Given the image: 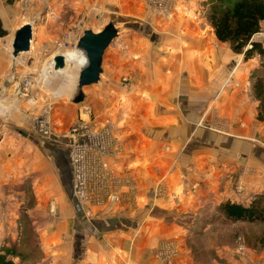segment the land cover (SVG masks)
<instances>
[{
  "label": "rangeland",
  "instance_id": "obj_1",
  "mask_svg": "<svg viewBox=\"0 0 264 264\" xmlns=\"http://www.w3.org/2000/svg\"><path fill=\"white\" fill-rule=\"evenodd\" d=\"M210 3L211 0H0V31L4 35L0 38V238L9 232L17 237L15 241L9 238L12 244L20 243L19 254L8 257H14L15 264H50L46 257L43 260L39 233L42 227L54 229L60 218L58 205L52 203L58 196L52 191L49 171L73 210L71 230L82 239L76 248L78 254L91 236L86 234L88 231L117 228L120 232L134 231L137 236L150 223V228L168 232L154 250L158 264H264V244L259 241L264 226L225 219L218 210L227 199L249 204L256 194L264 192L255 191L259 174L264 180V99L257 97L258 90L254 89V83L260 80L254 75L258 70L261 73L257 76L263 73L264 59L257 53L246 59L244 51H235L231 42L220 41L213 29L217 54L208 55L212 69L209 72L217 81L214 79L211 96V86L206 94L197 93L184 77L188 71L196 70L197 64L191 61L195 58L183 57L178 48L177 52L170 50L174 39L169 35L179 36L183 31L180 26L185 28L188 21L194 20L204 29L199 33L208 34L212 26L207 17ZM28 22L39 49L14 56L15 33ZM110 22L116 24L119 33L106 50L105 71L112 72L113 84L118 87L117 106L107 110L94 106L93 85L83 89L88 93L85 101L74 103L73 98L81 91L79 82L59 79L54 71L53 76L60 81L48 80L47 65L53 55L77 45L85 30L99 32ZM177 22L174 33L170 29ZM179 37L175 38L181 44ZM253 40L264 46V22ZM160 53L175 55L181 63L182 91L176 98L189 99L197 105L201 112L198 117L202 118L194 136L184 141L173 156L170 153L177 148L167 133L173 126L179 128L184 117L173 110L165 117L166 113L159 111L164 113V123L147 127L149 118L157 116L158 111L142 87L138 62L143 56L153 58ZM188 59L191 62L187 66ZM62 81L76 85L66 86ZM233 90L230 96L242 100L247 118L252 116L251 136L242 137L238 129L222 127L215 119L221 116L225 94ZM43 116L58 138H49L34 127V120ZM79 120L111 124L114 135L122 142L118 155L108 159L115 177V193L110 192L114 200L103 194L99 202L83 206L71 192L72 176L69 162V169L66 164L63 134ZM127 133L136 140V144L128 145L129 151L139 154V148L145 155L150 150L149 157L139 154L126 158ZM204 134L214 135V142H197L195 146L196 137ZM223 137H229L230 142ZM56 150L59 153L54 154ZM144 168L149 169L148 178ZM176 171L180 182L173 181ZM145 180L151 187L150 194L144 195L141 184ZM186 200H196L197 207L187 209Z\"/></svg>",
  "mask_w": 264,
  "mask_h": 264
},
{
  "label": "crops",
  "instance_id": "obj_2",
  "mask_svg": "<svg viewBox=\"0 0 264 264\" xmlns=\"http://www.w3.org/2000/svg\"><path fill=\"white\" fill-rule=\"evenodd\" d=\"M172 25L174 28H171L170 31L176 33L177 29H175V26L178 25V22L172 23ZM183 26H185V28H182L180 26L181 30H183L179 34L180 37L178 36V34L177 36L175 35V37H179V39L181 38V44L178 39L169 35L171 39H174V45L173 47H170V50L171 52L174 50V52H177L176 49L178 48V50H182L183 57L195 58L191 61L197 64L196 70H194L193 72L192 70L188 71V76L185 73L186 75H184V77L185 79H189V83L194 86L193 88L197 93L206 94L211 86V92L209 93V95L214 96V79L215 81H217V77L214 78L213 73L209 72L212 70L210 69L211 63L209 61V57L215 56L211 54H217V52L214 50L213 45V27L210 26V31L208 32V34H205L203 32L199 33L204 29L199 28L194 20H192L191 22L188 21ZM3 36V33L0 31V38ZM162 40L163 42L170 41L169 39ZM109 46H111V44ZM38 47L39 46L37 44V40L35 42L34 40H32L30 48L31 52H35L37 49H39ZM106 50L103 56V72L101 73V78L99 82L91 85H93L94 87V89L92 90V95H94V106H98L99 109L107 110V108L112 109L117 106L116 91L118 87L113 84L114 79L113 76H111L112 72L105 71V62L107 59ZM113 58L114 56H111V59ZM191 61L189 59L186 61L187 66ZM138 62L140 63L142 71V87H145V90L149 93L148 95L150 96L154 110L158 111L157 116L154 115L153 118H149L147 127H149V124L152 127H156L157 125L164 123V113L160 114L159 111L165 113L168 112L169 115V112L173 110L175 113L177 111L178 114L180 113V116L184 117L182 118V122L179 123V128L173 126V130L167 133V137L170 141H172L175 148H177V150L173 148V150L171 151L170 156H173L176 152L178 153L180 151L179 147L184 143V141L188 139L190 140L194 136V133L196 132H194V130L197 129L198 121L202 119L198 117L199 113L201 112L199 111L197 105H195L193 102L192 104L189 99L180 97V99L178 100L176 98V96L180 95L182 91L183 73L179 70L181 63L177 61V57L175 55L167 54L165 56V54L160 53L153 58H147L143 56L141 59H138ZM105 73L108 74L105 75ZM190 73L192 74L190 75ZM239 74H241V72ZM51 78L56 81H60L57 80L53 75L48 80H50ZM203 79L206 80V82H204ZM64 83L66 84V86L76 85V83ZM91 85L84 86L83 89ZM83 89H81L80 92L84 93L85 97L82 101H85L88 93H85V90ZM233 92L234 90L232 92L228 91V93L225 94V99L223 100L224 102H222V105L220 107L221 116H218L215 119L220 122L222 127H226L229 130L231 128H236V131L238 129L240 136L245 137L246 134H251L249 126L250 123H252V119H250V117L252 116H250L249 114V117L247 118L245 105H242L243 103L241 104L242 100H240L239 98H235L234 96H230L233 94ZM76 98H73L74 103H76ZM166 115L167 113L165 114V117ZM209 119H211L210 116ZM150 120L152 121L149 122ZM253 124L255 125V123ZM127 134L125 135L126 137L124 136V141L127 148L125 153L126 158L132 159L134 158L132 155L138 156L139 154L143 157H149L150 150H147L145 152L146 156L143 153V149L137 148L139 150V154H134V152L129 151L128 145H130V143L131 145L136 144V140L132 138V134ZM258 134H260V132ZM148 136L149 135H147L146 137ZM211 136L204 134L201 137H196V141L194 140V145L197 146V142H203L204 144L213 143L215 137L214 135L212 137ZM253 137L256 136L253 135ZM149 139L151 138L148 137L147 140L149 141ZM132 140L135 142H132ZM223 140H227V143L230 142L229 137H223ZM57 153H59L58 150H56L54 154ZM151 153L153 152L151 151ZM181 153L182 151L180 152V154ZM127 155L129 156L127 157ZM66 164L68 166L67 159ZM143 173L147 178L150 175L149 169L146 170V168L143 169ZM177 173V171L173 173V181H178V177L175 176V174ZM47 174L50 175V179L53 182L52 191L56 192L58 196V199L56 198V201L58 203L56 201H52V203H54L55 207L56 205H58V213L60 214V218L59 222L57 221L54 229L49 230L48 226H46L42 227L41 232H39L42 239L41 247L45 252L43 260L48 259V262H50V264H158L157 259L154 257V250L158 240L162 237H165L168 232L166 230H163V228L152 229L149 226L150 223H147V225L144 226V228L138 233L137 236H134V231L128 230L120 232L117 228L113 230L107 229L105 231H99L98 233L94 232L95 234L92 233V231H88L86 234L88 235L89 233L91 234V236L88 237L86 246H84V249L80 251L79 254L76 253L78 252V250L76 249L77 245L80 241H82V239L81 236H78L77 234H75V232H73V230H71L73 225H71V218L73 220V210L70 208V205L67 202L64 194L62 193L56 179H54L53 172L51 173L49 171L47 172ZM149 183L150 182L148 180H145V182H142L141 184V186L143 185L142 187H144V195L147 193L150 194L151 185H149ZM174 183L177 184V182ZM69 184V186H71V180ZM256 184L257 186L255 191L257 189H264V180L262 178V174H259V178L256 181ZM197 204L198 202H196V200H193L192 202L189 201V203H187L185 206L187 209L193 210V208L197 207ZM10 237L14 239V241L17 238L14 233L12 234L9 232L7 235H4L2 238H0V247L11 246L12 243L9 240ZM1 252L4 253V250H2ZM126 256H129V259L131 261L129 260V262H127L125 259ZM12 259L15 261L14 257Z\"/></svg>",
  "mask_w": 264,
  "mask_h": 264
},
{
  "label": "trees",
  "instance_id": "obj_3",
  "mask_svg": "<svg viewBox=\"0 0 264 264\" xmlns=\"http://www.w3.org/2000/svg\"><path fill=\"white\" fill-rule=\"evenodd\" d=\"M207 17L220 41L231 42L235 51H244L246 59L256 53L264 59L263 44L253 40V36L260 31L264 22V0H211ZM249 44L251 46L245 49ZM262 65L264 67V60ZM258 72L259 70L254 76L260 80L254 83V89L258 90L257 97L264 99V71L260 76L261 72L257 76ZM218 210L225 219L264 226V192L256 194L249 204L227 199L220 203ZM259 241L264 244V228ZM19 245L20 243H14L1 247L0 250H4V253L0 252V264H15V261L8 257L19 254Z\"/></svg>",
  "mask_w": 264,
  "mask_h": 264
},
{
  "label": "built area",
  "instance_id": "obj_4",
  "mask_svg": "<svg viewBox=\"0 0 264 264\" xmlns=\"http://www.w3.org/2000/svg\"><path fill=\"white\" fill-rule=\"evenodd\" d=\"M34 127L49 138L59 137L52 133L45 116L36 118ZM63 136L66 138L74 197L83 206L99 202L103 194L114 200L115 195L110 192L115 193L112 190L115 177L108 159L118 155L122 142L114 135L112 125L79 120Z\"/></svg>",
  "mask_w": 264,
  "mask_h": 264
},
{
  "label": "water",
  "instance_id": "obj_5",
  "mask_svg": "<svg viewBox=\"0 0 264 264\" xmlns=\"http://www.w3.org/2000/svg\"><path fill=\"white\" fill-rule=\"evenodd\" d=\"M118 33L119 29L114 22L108 23L103 30L99 32H94L91 29L84 31L83 36L79 39L77 44V47L83 49L88 57V64L82 69L79 77V87L81 89H83L84 86L99 82L101 73L103 72L102 63L105 50ZM32 38L33 26L31 23H25L18 28L12 43L13 55L17 56L19 53L29 51ZM54 62L56 69L63 68L65 65V59L61 54L54 57ZM84 97V93L80 92L75 101H82Z\"/></svg>",
  "mask_w": 264,
  "mask_h": 264
},
{
  "label": "bare ground",
  "instance_id": "obj_6",
  "mask_svg": "<svg viewBox=\"0 0 264 264\" xmlns=\"http://www.w3.org/2000/svg\"><path fill=\"white\" fill-rule=\"evenodd\" d=\"M60 54L63 55L65 59L64 67L59 69L55 68L54 57L56 55H59V53L55 54V56L53 55V58L47 65L48 68L45 70L46 78H50V74L53 75L54 73H52V71H54L56 72V75L57 77H59V79L67 82H79L80 73L82 69L85 68L88 64V57L86 55V52L83 49L78 48L75 44L74 47L64 49ZM2 105L3 101L0 100V106Z\"/></svg>",
  "mask_w": 264,
  "mask_h": 264
}]
</instances>
